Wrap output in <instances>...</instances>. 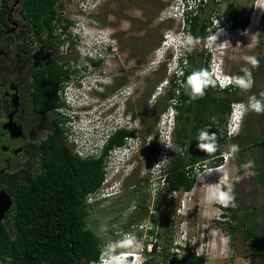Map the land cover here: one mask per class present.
Listing matches in <instances>:
<instances>
[{"label":"rangeland","instance_id":"374dc122","mask_svg":"<svg viewBox=\"0 0 264 264\" xmlns=\"http://www.w3.org/2000/svg\"><path fill=\"white\" fill-rule=\"evenodd\" d=\"M18 1L10 0L16 6L13 8V14L21 16L18 12ZM70 1L58 0V4L65 3L64 8L67 13L73 14L75 10ZM99 1H101L99 5H92L93 8L90 5L89 12L82 16L90 30L106 26L113 32L114 55L108 54L101 64L94 65L86 58L83 59L81 55L83 49H87L93 56L104 55L98 46L92 45L94 43L92 38H85L82 34L76 37L71 29L70 31L67 29L72 40L80 39L81 43H89L85 45L86 47L78 43L69 47L67 34L64 35L58 28H55L54 33L64 37L63 46L66 45L69 58L83 60L86 71L94 72L95 75L103 70L104 75L97 74V76L100 79L111 80L112 83L104 86L103 93L100 92V96L104 98L103 103L109 102L113 93L119 88L126 90L123 94L128 92L124 102L125 112L121 108L118 110L110 108L100 113H92L89 117L83 116L82 119L74 117L75 119L69 123L73 124L71 125L73 129L68 138L78 144H91V140H98L108 133L117 119L123 123L124 120L131 122L135 132L137 131L136 140L140 141L137 152L140 158H137V165L124 177L126 179L123 181V189L100 202L91 201L88 206L87 225L101 237L104 255L122 245H127L129 249L135 247L140 249L145 242L151 243L157 240L159 243L157 251L148 255V257L152 255L155 257L152 264H183L179 260L174 263L169 262L173 249L180 253L184 251L179 248H170L169 256L166 260H162V245L166 238H172L171 244L174 242L187 244L189 248L202 251L207 256V264H261L260 256H256L252 262L249 255L251 240L258 241L259 237L246 235L245 229L247 225H250L254 231H257L264 217V180L258 176L261 150L257 144L248 142V137L244 136L241 139V142L247 143V146H237L240 140L236 136L220 144L219 147L222 150H229L233 154L225 163L218 165L222 168L211 169L212 167L207 165L205 169L197 171L196 182L190 190L181 189L173 192L165 184L155 191V184L159 179L151 177L150 170L154 171L153 164L158 155L159 131L157 119L151 116V107L155 100L159 106L163 105L167 94L166 88L170 84L169 79L174 75V62L155 61V51L162 47L164 33L169 27L173 26L176 30L180 27L178 17L166 20L160 19L158 15L173 0ZM213 10L221 11L225 17L227 13L237 12L236 18L240 20L248 16L245 26H241L232 19L229 28L231 31L228 32L229 46L225 58L221 60V68L225 73L232 75H236L237 70L243 73L244 68L252 69L251 72L243 75V80H246V86H243V89L247 110L238 135L251 133L252 137L258 138L262 134L260 130L262 122H259L257 117L264 114V0L223 2L210 0L200 8L198 14L210 16ZM254 11L256 17L253 18L252 23L251 17ZM16 27L19 28L18 25ZM213 37L214 35L211 37L210 34L209 36L193 35L194 47L205 48L204 42L212 46V43L217 41L212 40ZM33 46L39 45L33 43ZM213 51L216 50L213 49ZM217 53L220 54V52ZM167 55L169 57L172 54L168 52ZM216 56L214 54L206 60L208 71L211 69L213 73L217 71ZM70 62L76 63L74 59ZM75 65L81 67V64ZM92 76L94 75L90 74V77ZM221 77L226 78L227 75L223 73ZM154 93L156 96L152 98ZM214 124L219 126L222 132L224 120L220 122L214 119ZM177 150H180V145L174 141L168 160L164 163L165 167L172 151ZM127 152L129 157L130 151ZM144 174H147L146 180L137 178ZM138 179H141L140 184L135 182ZM137 185L142 187L143 191L138 194L135 202H130L129 195ZM157 195L159 206L156 212L158 218L155 224L156 232L147 235L145 229L147 225H152L149 217L150 213L155 211L152 204ZM135 208H137L136 211H134ZM222 212L227 215L223 216ZM228 221L236 225L234 236L231 234ZM136 223L141 224L134 227ZM166 224L168 230L165 228ZM116 232L120 233L116 234ZM148 245L150 246L149 243Z\"/></svg>","mask_w":264,"mask_h":264},{"label":"trees","instance_id":"16d2710c","mask_svg":"<svg viewBox=\"0 0 264 264\" xmlns=\"http://www.w3.org/2000/svg\"><path fill=\"white\" fill-rule=\"evenodd\" d=\"M57 1L19 0L18 12L25 17L26 34L30 33L32 37L35 35L41 42L46 40L44 34L53 30L54 19L61 21V17L56 16ZM12 5L10 0H2L0 3V39L10 38L14 41L13 36L7 34L10 23L8 17L18 16L13 14ZM226 15V20L234 19L241 26H245L248 22V16L241 20L236 18L237 12ZM189 19V28L193 35H205L210 30L211 20L208 15L197 12L191 14ZM63 22L61 26L66 31L71 20L66 16ZM72 41L70 36L69 47H72ZM17 45L21 48L27 46L24 41L18 42ZM180 57L182 71L170 77V84L166 88V99L162 106H159L155 100L151 107V116L156 120L159 112L170 104L172 98L175 99L173 105L177 108V122L174 128V141L180 145V150L172 151L169 162L163 169V176L169 189L190 190L197 178L195 165H198L199 170L203 168V163L209 166L216 165L221 158L222 149L219 145L235 137L221 135L219 126L214 124V119L220 122L224 120L225 124L231 102L244 100L243 86H246V80H243V75L251 72L252 69L244 68L243 73L237 70L232 87L220 88L217 83L208 79L206 60L210 59V52L205 48L193 47ZM82 58H87L94 65H99L102 61L100 58L88 56ZM183 59L185 62H182ZM68 60L69 58L66 59ZM77 61L84 67L83 60L77 59ZM47 63L49 64L35 67L32 71V101L40 110L60 104L57 94L59 80L69 77L73 71H76L75 66H69L60 72L57 66L59 62L55 59L48 60ZM202 71L205 74L201 77L202 95H194L189 78ZM62 73L63 76H60ZM58 120L54 119L56 125L54 133L41 143L43 150L41 172L35 176L27 174L26 178L19 181L15 177L17 172L4 173L0 176L2 186L12 197V205L0 221V264H80V262L91 264L97 262L103 254L101 237L87 225L89 203L85 201V195L100 185L105 172L108 149L116 144H122L126 136L135 134V130L126 127L117 128L108 136L99 156L84 158L72 153L67 147ZM257 120L262 122L260 125L262 134L258 138L252 137L251 133L237 134L236 137L240 140L237 146H247V143L241 142L244 136L249 138L248 142L259 146L261 162L258 176L264 180V114L258 116ZM202 133L208 135L201 139ZM199 144H205L207 147L201 149L198 147ZM72 145L73 141H71ZM146 175L137 178L146 180ZM140 180L135 182L140 184ZM135 187L131 193L129 192L130 202H135L138 194L143 191L142 187L138 185ZM152 206L155 211L150 213L149 219L153 225L147 228V235L156 232L158 195ZM222 213L223 216L227 215L225 212ZM227 223L234 236L236 225L229 221ZM165 228L168 230L167 224ZM245 229L246 235L259 237L258 241L251 240L250 260L253 262L256 256H260L262 259L260 263L264 264V217L257 231H254L250 225ZM171 242H173L172 238H166L162 245L163 261L169 256L170 248H179L184 251L180 253L173 249L169 262L174 263L179 260L183 264H207V256L204 253L197 254L187 244L182 245L178 242L172 243L171 246ZM158 246L159 243L155 240L152 243V250H145L144 264H152L155 257L148 255L154 254ZM126 247L127 245H122L118 250Z\"/></svg>","mask_w":264,"mask_h":264},{"label":"clouds","instance_id":"9594fccd","mask_svg":"<svg viewBox=\"0 0 264 264\" xmlns=\"http://www.w3.org/2000/svg\"><path fill=\"white\" fill-rule=\"evenodd\" d=\"M81 1L82 0H71L70 1V3L73 4V10H75V12L73 14L70 13L67 16L71 20V23L68 25L67 29L69 31L71 29L72 33L76 37H78V35L80 33L77 30H75V28L77 27L78 29H82L84 27L85 22H84L83 16H85V13L89 12V10L84 11L80 8L79 4ZM225 1H228V0H225ZM100 3H101V1L96 2L95 4L97 6ZM63 4L66 6L65 3H63ZM91 8H93V6ZM64 17H66V16H64ZM223 17L224 18L220 17V19L218 21H213V19L209 16V18L211 20V24L209 27L210 30L207 31V33L205 34L206 36H209V34H210L211 37L214 35L212 40H217V41H214L212 43V46L210 44H207L204 42L205 50L207 52H210V58L214 54L217 55L215 57V61L217 63V68H216L217 71H215L214 73L210 71L211 69L209 70L210 72L208 71L209 72L208 74H210L214 78H215V74H218V73H220V74L224 73V74L229 75V73H225L222 70L221 60H223L227 54V50H228V46H229V43L227 42L228 38H229L228 32L231 31V29H229V28H230V24L232 23L233 20L232 19L226 20L227 17H225L224 14H223ZM171 18L174 19L173 17H170V19ZM182 24H183V22L180 20V23H179L180 27L178 28V30H176L175 27H173V26L168 28L170 30L169 31L170 32V39H169V42L166 44L163 41L165 38V34H166V33H164V37L162 40V47L158 48V50L155 51V58H156L155 61H157L159 63L165 62V61H168V62L176 61L177 67L179 66V68H181V63L179 61V58H181L180 56H183L184 52L189 51L195 45L194 40H193V34L190 32V28H186L185 24H183V25ZM96 29L98 31H95L94 33L99 34V36L97 39L93 40L94 43L92 45L98 46V47L101 46V49H99V50L103 51L104 55L100 54L99 56H93V55H91V52H89V51L84 52L83 50H81L82 51L81 55L92 57V58H100L102 60L101 62H103L106 59V55L109 54V56H112L115 53V50H114L115 46H114V42H113L115 40V37L113 36V32L111 30H109V28L106 26H99V27H96ZM187 29H188V35H190V37H188L184 34H183L184 36H181L182 35L181 31H186ZM65 32L67 34L66 37L69 39L68 44H67V46H69L70 45V35H69V33H67V31H65ZM225 36H226V39L224 40ZM72 42H73L72 46H74L75 43L82 44L83 46L88 45V43H84V42L81 43L77 40H73ZM191 45H192V47H191ZM213 49H215L217 52H220V54L217 53L216 51H213ZM168 52H171V54H172L169 57L167 55ZM86 60H88V59L86 58ZM182 62H185L184 59ZM179 68H177V69L174 68V74L178 75L179 73H181V72H178ZM218 69H220V70H218ZM90 74H92L94 76L90 77ZM97 74L101 75L100 73H97ZM97 74L95 75L94 72L86 71L85 66L84 67L82 66V68L78 67L76 71H73L69 75L68 79L66 78V80L64 82L60 83V86L57 89V93L59 94L61 100L64 102L65 111L68 114V116H70V118H72L74 116H78L79 119H82L83 116L89 117L92 113L93 114L95 112L100 113L101 111H106L107 109H110V108H113L115 110H118L121 108V110L125 112L126 108H125L124 102H125V99L127 97L128 92L123 94V91H126V90L119 89L113 94V96L110 98L109 102L103 103L104 98L100 96V92L103 93L104 86H106L112 82L110 79H100L99 76H97ZM202 76H203V73H195L189 78V83L193 85V94L194 95L195 94H201L202 95V88H201V84L203 82L201 79ZM245 85H246V83H245ZM161 86H163V84ZM155 96L156 95L154 93L152 95V98H155ZM242 101H244V100H242ZM230 106H231V104H230ZM246 110H247V104H246V108L243 110V112L241 114V121H240L239 129L232 136H236L240 132L241 127H242V123H243V119H244L245 114H246ZM176 115H177V111L174 114V125L172 128H170V131H169V139L172 140L171 148L173 147V143H174V128H175V125L177 122ZM96 119L97 118H95V120ZM128 123H130V124H128ZM121 127L134 129L132 127L131 122H127L126 120H124V123H123L120 120L116 119L114 121V125L112 126L111 130L108 133H106L103 137H101L100 139H98V140L94 139L93 141L91 140V142H90L91 144L84 145V144H78L77 142L76 143L73 142V145H72L73 153L78 155L79 157H84V158L99 156L102 152L103 146H104L108 136L113 131H115L117 128H121ZM75 130L78 131V129H76V128H75ZM135 133H137V131ZM69 134H72V132ZM69 134H67V135H69ZM207 135H208V133H202L201 139H203ZM136 137H137L136 134H129L128 136H126L125 141L122 144H116L113 147H111L110 149H108L107 156H106V162H107V160L109 161L110 159L113 160V162H114V160L118 157H123V160H122L121 164L119 165V167L113 172L112 176L105 181L106 186L108 187L107 188L108 192L106 193V190L101 189V185H102L101 184L102 181H101L100 185L97 188L87 192V194L85 195V201L86 202H88V203H90L91 201L100 202V201L110 197L111 195L118 193L121 189H123L122 188L123 184H124L123 181H125V179H126L124 177L126 175H128L132 171V169L137 165V163H138L137 158H140L139 155L137 154L139 146H140V141H139V139L136 140ZM159 137H161V135L158 134V138ZM67 139H68V142L71 144V140L68 137H67ZM198 147L201 149H204L207 147V145L199 144ZM79 150H83L85 153L80 154ZM128 150L130 151L129 157L127 156ZM218 161H217L216 165L210 166V167L214 168V167H217L218 165H220V164H218ZM223 163H225V162H222V164ZM112 165L114 168L115 164H112ZM111 185H112V187H110ZM226 198H227V196H226ZM221 205H223L224 207H227L223 203H221ZM139 224H141V223H138V224L136 223L133 226L138 227ZM152 225H153V223H152ZM152 225H150V226H152ZM150 226L147 225L145 231ZM124 230H128V229L124 228ZM120 232H116V234L120 233ZM149 235H152V234H149ZM148 243L150 244V246L148 245ZM152 243L153 242H151V243L145 242L144 244H142L140 249L136 248V247L129 249L126 247L124 249L118 250V248H117L113 252L111 251L110 253H106L105 255H104V247H103V254H101L99 260L97 262L91 263V264H144V261L146 258L145 250H148V251L152 250ZM102 246H103V244H102Z\"/></svg>","mask_w":264,"mask_h":264},{"label":"flooded vegetation","instance_id":"af4514ba","mask_svg":"<svg viewBox=\"0 0 264 264\" xmlns=\"http://www.w3.org/2000/svg\"><path fill=\"white\" fill-rule=\"evenodd\" d=\"M8 18L10 23L7 34L12 35L14 41L10 38L0 39V176L4 173L17 172L15 177L19 181L26 178L27 174L35 176L42 171L41 143L54 133L56 128L54 119H59L62 138L73 153L67 134L73 129L69 123L78 118V116L70 118L65 109L63 110L64 102L60 96L58 97L60 104L46 110L34 106L33 69L46 66L49 64L48 60L55 59L59 62L57 66L60 72L69 66H75L77 70L75 64L79 62H70L72 59L76 61L77 58L68 57L67 48L63 46L65 39L56 35L53 30L44 34L46 40L41 42L35 35L32 37L29 36L30 33L26 34L24 16ZM21 41L27 46L19 47L17 43ZM32 42L39 46H33ZM80 66L82 68V65ZM98 72L101 75L105 73L103 70ZM60 76H63V73ZM65 80L66 78H61L59 83ZM0 188H4L1 179Z\"/></svg>","mask_w":264,"mask_h":264},{"label":"built area","instance_id":"2783aa9c","mask_svg":"<svg viewBox=\"0 0 264 264\" xmlns=\"http://www.w3.org/2000/svg\"><path fill=\"white\" fill-rule=\"evenodd\" d=\"M209 1L210 0H173L170 4H167L165 8H163L160 11L158 16L160 19H167V18L170 19V17L177 19L176 17H178L183 22V24H185L186 28H189V22H190L189 18L191 17V14L199 12L200 8L202 6H205V4H207ZM221 1H225V0H215V2H221ZM96 2H99V0H82L79 5H80V8L85 11V10H89V8L92 5L94 6ZM64 6H65L64 4H61V3L58 4V1L56 2V8H57L56 16H61V21H57L56 18L54 19L55 24L53 26V31H55V28H58V30H60L65 35L66 32L63 31L61 24L64 23L63 22L64 16H68V13L66 9L64 8ZM210 17L213 19V21H218L220 17L221 18L223 17V14L219 10H213L212 13L210 14ZM75 30H77L80 33L78 37H80L82 34L84 35L85 38H92L91 40L98 38V34L94 33L95 31H98V30L96 28H94L93 30H90L86 24L84 25L82 29H78L76 27ZM169 31L170 30L168 29L165 34V38L163 40L165 44L168 43L170 39ZM181 34H182L181 36L186 35L190 37V35H188V29L186 31H181ZM78 41H80V39H78ZM99 48L101 49V46H99ZM83 51L86 52L88 50L83 49ZM173 62H174L173 68H176V69L179 68V66L177 67V62L176 61H173ZM180 70L182 71V69L179 68L178 72ZM201 73H203V76H205L203 71ZM208 75H209L208 79L213 80L215 83H217V85L220 88H225V87L231 88L232 85L234 84V76L231 74L229 75L225 74L227 75L226 78H222L221 77L222 74L220 73L215 74V78L212 77L210 74ZM171 101H172L171 104H169L168 107H166L160 112L157 118V121H156L157 128L159 131L158 134L161 135V137L158 138V142H157L158 155H157V159L155 163L153 164L154 171L150 170L151 177H156L157 179H159V181H157L155 184V191H157L159 187L166 184V181L163 176V172H164L163 169L165 168L164 163L167 162L168 160L169 152H170L171 145H172V140L169 139V131H170V128H172L174 125V114L177 111V108L173 105L175 104V99L172 98ZM245 108H246V104L242 100H235L231 102V108L227 114V120L225 121L224 127L221 129L222 131L221 135H226L228 137H231L232 135L235 134V132L239 129L240 121H241V114ZM79 153L83 154L85 152L83 150H79ZM232 154L233 153L229 150L221 151L220 153L221 159L218 161V164H222V162H225L228 159V157ZM110 160L109 161L107 160V162L104 165L105 172H104V176L101 182L102 184L101 189L106 190V193L108 192L107 190L108 187L106 186L105 181L108 178H110L113 172L119 167V165L121 164L123 160V157L116 158L114 162L113 160L111 161ZM112 164H115L114 168ZM202 166H203L202 169H205L207 167V164L203 163ZM195 169L199 171L197 164L195 165ZM110 187H112V185ZM172 191L175 192L177 190L172 189ZM195 252L197 254L202 253V251L196 250V249H195Z\"/></svg>","mask_w":264,"mask_h":264},{"label":"water","instance_id":"95a60500","mask_svg":"<svg viewBox=\"0 0 264 264\" xmlns=\"http://www.w3.org/2000/svg\"><path fill=\"white\" fill-rule=\"evenodd\" d=\"M12 205V197L4 188H0V221L5 216V212Z\"/></svg>","mask_w":264,"mask_h":264},{"label":"bare ground","instance_id":"6f19581e","mask_svg":"<svg viewBox=\"0 0 264 264\" xmlns=\"http://www.w3.org/2000/svg\"><path fill=\"white\" fill-rule=\"evenodd\" d=\"M263 11V10H262ZM255 17H256V15H255V11H254V13H253V15H252V17H251V22H252V20H253V18L255 19ZM253 23V22H252ZM215 168H222V167H214V168H211V169H215Z\"/></svg>","mask_w":264,"mask_h":264},{"label":"crops","instance_id":"0c3cea01","mask_svg":"<svg viewBox=\"0 0 264 264\" xmlns=\"http://www.w3.org/2000/svg\"><path fill=\"white\" fill-rule=\"evenodd\" d=\"M213 171V170H212ZM208 184V183H207Z\"/></svg>","mask_w":264,"mask_h":264}]
</instances>
